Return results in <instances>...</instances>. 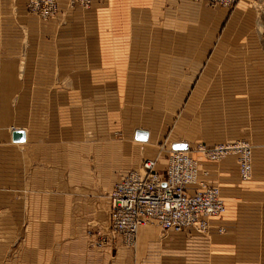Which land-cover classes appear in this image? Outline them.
Wrapping results in <instances>:
<instances>
[{
    "label": "crops",
    "instance_id": "obj_1",
    "mask_svg": "<svg viewBox=\"0 0 264 264\" xmlns=\"http://www.w3.org/2000/svg\"><path fill=\"white\" fill-rule=\"evenodd\" d=\"M67 1L38 22L24 0H0V264H264V159L262 171L253 152L243 184L234 157L194 154L225 202L208 235L147 224L134 250L85 237L107 229L105 196L143 160L162 170L175 144L260 136L254 4L93 0L81 12Z\"/></svg>",
    "mask_w": 264,
    "mask_h": 264
},
{
    "label": "built area",
    "instance_id": "obj_2",
    "mask_svg": "<svg viewBox=\"0 0 264 264\" xmlns=\"http://www.w3.org/2000/svg\"><path fill=\"white\" fill-rule=\"evenodd\" d=\"M24 1L27 13L39 20L47 21L58 13L59 0ZM193 1L210 7L232 8L238 0ZM92 3L93 0H69L68 6L87 11ZM252 150L246 141L213 146L198 144L193 150H169L162 170L156 169L158 159L143 160L115 182L107 195L108 229L87 230L85 237L92 240L94 248L119 244L133 249L139 228L147 224L156 225L164 233L190 230L197 234L208 233L210 220L224 214L225 202L219 186L209 182V170L201 168L194 154L213 164L234 156L239 180L245 182L252 176Z\"/></svg>",
    "mask_w": 264,
    "mask_h": 264
},
{
    "label": "rangeland",
    "instance_id": "obj_3",
    "mask_svg": "<svg viewBox=\"0 0 264 264\" xmlns=\"http://www.w3.org/2000/svg\"><path fill=\"white\" fill-rule=\"evenodd\" d=\"M191 1H193V0H191ZM242 1H246V2H248L249 3V1L252 3V5L254 6V8H255V12L257 13V15H258V18H257V23H258V25L256 26V33L259 35V37H260V39L261 40H263V27H264V0H238L237 2H236V4L234 5V6H232V8H234L239 2H242ZM68 2H69V0L66 2V8H68L69 9V6H68ZM193 2H195V1H193ZM195 3H198V4H202V5H205V4H203V3H199V2H195ZM205 6H207V5H205ZM210 7V6H209ZM217 7H219V6H217ZM211 8H215V7H211ZM225 8V7H224ZM231 8V9H232ZM71 9H74V10H78V11H81V12H87V11H83V10H81V9H79V8H76V7H74V8H71ZM230 9V8H229ZM90 10V9H89ZM28 14V13H27ZM29 15V14H28ZM31 16V15H30ZM34 17V16H33ZM36 18V17H35ZM36 20L39 22V21H41V20H39L38 18H36ZM48 21V20H47ZM42 22H46V21H42ZM247 131V130H246ZM242 132V137H240V139H238V140H234V141H225V142H223V143H219V144H225V143H233V142H236V141H246V142H249L250 144H251V146H252V148H253V150H252V152L254 153V160L256 159V160H258V161H260V163H261V166H260V169L263 171V156H264V130H260V132L258 131V133L260 134V136L259 135H257L256 136V139H254V137L252 136V133L250 132V131H247L248 132V134L245 132H243V130L241 131ZM257 133V134H258ZM200 144H205V143H200ZM209 146H213V145H209ZM257 155V156H256ZM227 157H234V156H232V155H229V156H227ZM227 157H225L224 159H226ZM235 158V157H234ZM223 159V160H224ZM223 160H221V161H223ZM236 160V159H235ZM220 161V162H221ZM220 162L218 163V164H220ZM218 164H216V165H218ZM138 167V166H137ZM252 178H253V166H252V176H251V178L248 180V181H245V182H243V181H239V184H243V183H246V182H249V181H251L252 180ZM215 183L219 186V184H218V182H216L215 181ZM114 185V184H113ZM219 189H220V186H219ZM108 195V194H107ZM107 195L105 196L106 198H107ZM108 226H109V224H108ZM212 228V226L210 225V229ZM107 229H108V227H107ZM107 229H105V230H107ZM159 229V228H158ZM209 229V230H210ZM159 231L161 232V234L162 235H165L166 233H164V232H162L160 229H159ZM218 231H219V227H218ZM222 231L224 232V229H222ZM209 234V231H208V233H206V234H203L204 236L205 235H208ZM115 243V242H114ZM118 243V242H117ZM118 246H119V244H118ZM107 248H114V245L112 244L111 246H109V247H107ZM123 248H125V247H123ZM115 249V248H114ZM129 249V248H128ZM112 250V249H111ZM129 250H134V248L133 249H129Z\"/></svg>",
    "mask_w": 264,
    "mask_h": 264
},
{
    "label": "water",
    "instance_id": "obj_4",
    "mask_svg": "<svg viewBox=\"0 0 264 264\" xmlns=\"http://www.w3.org/2000/svg\"><path fill=\"white\" fill-rule=\"evenodd\" d=\"M135 138L140 141L147 140V133L143 131H137ZM12 141L14 143H23L25 141V134L23 131H14L12 132ZM173 150H186L187 146L185 144H175L172 146Z\"/></svg>",
    "mask_w": 264,
    "mask_h": 264
},
{
    "label": "bare ground",
    "instance_id": "obj_5",
    "mask_svg": "<svg viewBox=\"0 0 264 264\" xmlns=\"http://www.w3.org/2000/svg\"><path fill=\"white\" fill-rule=\"evenodd\" d=\"M69 9H71V8H69ZM35 17V16H34ZM37 18V17H36ZM42 21V20H41ZM166 156V155H165ZM195 156V155H194ZM200 161V160H199ZM222 162V161H221ZM150 225V224H149ZM142 228V227H141ZM86 234V233H85Z\"/></svg>",
    "mask_w": 264,
    "mask_h": 264
}]
</instances>
